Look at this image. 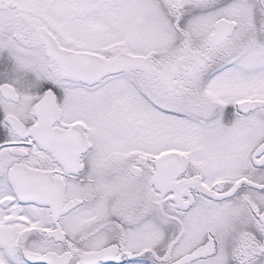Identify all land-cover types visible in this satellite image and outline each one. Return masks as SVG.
Instances as JSON below:
<instances>
[{
  "label": "snow or ice",
  "instance_id": "6c2138e0",
  "mask_svg": "<svg viewBox=\"0 0 264 264\" xmlns=\"http://www.w3.org/2000/svg\"><path fill=\"white\" fill-rule=\"evenodd\" d=\"M0 264H264V0H0Z\"/></svg>",
  "mask_w": 264,
  "mask_h": 264
}]
</instances>
